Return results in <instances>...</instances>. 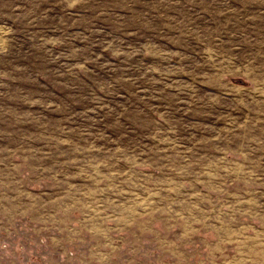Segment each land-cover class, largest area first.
Returning a JSON list of instances; mask_svg holds the SVG:
<instances>
[{
  "label": "rangeland",
  "instance_id": "obj_1",
  "mask_svg": "<svg viewBox=\"0 0 264 264\" xmlns=\"http://www.w3.org/2000/svg\"><path fill=\"white\" fill-rule=\"evenodd\" d=\"M0 264H264V0H0Z\"/></svg>",
  "mask_w": 264,
  "mask_h": 264
},
{
  "label": "crops",
  "instance_id": "obj_2",
  "mask_svg": "<svg viewBox=\"0 0 264 264\" xmlns=\"http://www.w3.org/2000/svg\"><path fill=\"white\" fill-rule=\"evenodd\" d=\"M249 245H251V243Z\"/></svg>",
  "mask_w": 264,
  "mask_h": 264
}]
</instances>
